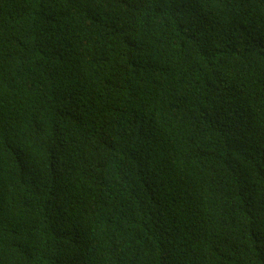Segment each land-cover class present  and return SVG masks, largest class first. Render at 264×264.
<instances>
[{"label":"trees","instance_id":"1","mask_svg":"<svg viewBox=\"0 0 264 264\" xmlns=\"http://www.w3.org/2000/svg\"><path fill=\"white\" fill-rule=\"evenodd\" d=\"M0 264H264V0H0Z\"/></svg>","mask_w":264,"mask_h":264}]
</instances>
